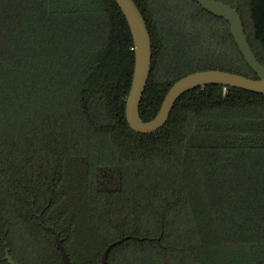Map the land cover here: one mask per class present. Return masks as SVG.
<instances>
[{
    "label": "trees",
    "instance_id": "1",
    "mask_svg": "<svg viewBox=\"0 0 264 264\" xmlns=\"http://www.w3.org/2000/svg\"><path fill=\"white\" fill-rule=\"evenodd\" d=\"M151 38L139 114L195 70L256 77L196 0H134ZM236 7L264 64V0ZM134 44L116 0H0V264H264V93L207 84L166 121L125 116Z\"/></svg>",
    "mask_w": 264,
    "mask_h": 264
},
{
    "label": "water",
    "instance_id": "2",
    "mask_svg": "<svg viewBox=\"0 0 264 264\" xmlns=\"http://www.w3.org/2000/svg\"><path fill=\"white\" fill-rule=\"evenodd\" d=\"M202 7L212 13L222 16L229 22V30L246 62L255 71L256 77L220 69L206 68L191 71L175 80L167 90L157 113L148 120H143L139 114L140 99L151 68V38L145 19L134 0H116L122 9L134 44V68L131 85L126 98L125 116L128 124L135 131L151 132L163 125L175 100L184 92L207 84H222L236 86L264 93V64L256 57L249 45L244 31L243 22L237 8L223 0H196ZM40 222L45 229L54 233L56 245L60 250L63 264H73L62 241L59 231L53 224L44 223L39 212ZM130 235L116 238L106 244L102 250L98 264H105L110 248ZM5 258L9 264H19L6 248Z\"/></svg>",
    "mask_w": 264,
    "mask_h": 264
}]
</instances>
